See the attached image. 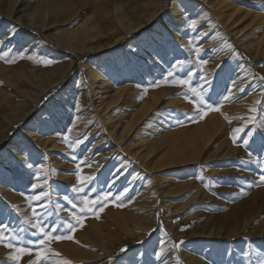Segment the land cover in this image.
Listing matches in <instances>:
<instances>
[{
	"label": "rangeland",
	"instance_id": "obj_1",
	"mask_svg": "<svg viewBox=\"0 0 264 264\" xmlns=\"http://www.w3.org/2000/svg\"><path fill=\"white\" fill-rule=\"evenodd\" d=\"M139 1L143 20L153 14L162 15L167 23L162 31L173 28L170 16L162 10L169 0ZM233 1L240 7L237 12L240 17L246 10L262 14L260 21H264V0ZM99 2L102 0H0V35L15 32L7 47L26 52L22 59L17 58L14 62L0 60V182L13 192L11 198L0 195V208L5 209L0 220L11 227H27L21 221L31 219V202L21 195L28 194L31 174L21 178L12 152L6 149V145L11 144L12 150L17 152L24 142L19 130L28 123L39 139L57 146V151L51 154L56 158L54 161H50L51 157L45 163L39 154L34 156L37 163H44L42 175L49 178L52 186L53 209L64 203V195H74L71 190L76 184L77 164L83 161L87 149L101 138L103 141L94 151L106 154L102 166L107 173L101 175L102 170L86 163L79 170L81 178L95 175V187L99 189L102 182L110 181L111 168L116 167L122 168V174L113 192L131 181L127 183L131 189L130 199H126L123 206H115L110 201L103 211H99L98 206L91 212L86 210L80 216L81 224L70 233L73 239L61 240L75 248V260L68 261L55 255L58 252L54 244L60 241L52 239L43 246H29L32 252L30 256H23L24 261L27 264L29 259L35 260V253L39 251L43 259L37 264H56L58 261L60 264L64 261L68 264H130L134 256L147 250L149 255L144 257L145 264H162L151 252L153 248L159 250L163 241L164 259L168 264H190L181 250L186 244L189 252L204 259L203 263L258 264V258L264 256V184L259 183V176L264 174V148H261L264 127L259 128L254 143L248 147L239 137L255 130V126L264 121V79H260L264 77V54L253 55L252 50L238 42L236 35L225 33L216 16L204 7L206 5L201 3L199 8H194L199 3L197 0H182L178 1L176 12L179 14L187 8L185 15L197 21L196 33L185 30L184 44L188 45L189 37L207 33L199 42L202 59L207 63H197L195 52L188 51L195 43L186 48L179 44L177 38L183 32L179 29L170 40L169 46L174 51L166 60L146 64L148 58L143 52L131 54L139 40L129 39L117 27L109 15V1L103 6ZM35 3L43 10L37 9L33 13ZM243 18L244 15L234 25L248 20V16ZM158 21V17H153L145 29ZM209 21L214 24L208 32H203ZM249 28L254 30L252 26ZM173 58L191 61L188 69L199 70L207 80L217 82V91L229 97L221 100L218 111L198 112L188 88L180 86L174 79H165L170 70L168 61ZM43 60L53 63L45 65ZM216 64H223V68L218 69ZM90 68L102 76L94 91L99 92L101 85L102 95H93L88 75ZM49 70L67 79L50 86L34 101L32 108L7 125L6 118L17 114L26 99L35 93L37 77ZM202 83L198 77H193V86ZM17 88H22L25 93L18 94ZM49 89L52 91L47 94ZM109 95L113 99L111 105L95 111L97 100ZM76 99L80 102L79 110L74 107ZM91 99L94 102L89 105ZM53 106L61 113L60 123L54 130L45 129L41 134L38 130L40 119ZM252 109L254 111H250ZM110 126L111 134L119 135L122 131L120 140L114 141L109 135L107 127ZM67 127L72 128L69 138L73 141L83 139V143L75 152L70 150L63 157L68 144L57 132H63ZM236 128L243 130L236 134L238 138L234 143L231 137ZM234 146L251 156L249 153L235 154ZM139 154H143L144 161L138 158ZM174 155H180L182 159L172 160ZM73 156L80 159L73 160ZM61 157L63 164L58 165L57 158ZM69 159L74 163L72 171L65 164ZM35 171L37 169H32ZM205 184L209 185L207 189ZM104 187L106 190V185ZM162 189L167 192L164 198L157 194ZM80 203L83 206L82 201ZM13 205L18 211L10 207ZM148 207H152L150 213ZM75 211L79 212V209ZM125 212L128 220L121 226L109 223L114 213L116 216ZM60 216L68 218L69 212L62 211ZM181 228L185 230L181 231ZM30 233L31 229L25 233V238L35 239ZM138 241L147 243L141 246ZM180 241L183 243L179 244ZM111 242L114 249L107 254L105 248ZM121 247L128 249L126 254L120 253ZM1 254L9 256V251L0 246ZM0 263L11 264L10 257Z\"/></svg>",
	"mask_w": 264,
	"mask_h": 264
},
{
	"label": "snow or ice",
	"instance_id": "obj_2",
	"mask_svg": "<svg viewBox=\"0 0 264 264\" xmlns=\"http://www.w3.org/2000/svg\"><path fill=\"white\" fill-rule=\"evenodd\" d=\"M187 8H183V11L179 13V22L173 25V30L178 31L185 24L187 28L192 30L193 33L197 32V21L191 17H187ZM16 33L9 32L7 34L0 35V60H5L6 62H14L15 59H22L26 52L16 51L14 48H8L7 45L11 44ZM207 33L196 34L188 38V47L195 43V47H188V51L195 52L197 57V63L206 64L207 61L202 59L200 48V41L203 40V37ZM171 40V33L165 28L163 32H157L155 34H146L140 37L135 48L131 50L132 55H138L140 52L144 53V56L148 58L145 63L149 61L152 64H156L157 61H165L169 56L170 52L174 50L169 46ZM11 57V59H10ZM31 59V57H29ZM143 59V57H140ZM42 63L45 65H50L53 63L51 60H43ZM170 70L166 73V80H175L180 86H186L188 91L192 94V100L196 104L197 111H218V105L221 103V100H227L229 97L222 96L221 93L217 91L218 84L215 81L207 80L203 75L200 74L199 70L193 71L188 69V64L192 63L186 59L173 58L172 61H168ZM218 69L223 68V64L217 66ZM195 68V64H193ZM198 77L203 81L202 84L193 86L192 80L193 77ZM260 79H264L261 77ZM155 83V82H154ZM235 84V81H233ZM156 86H159L158 83ZM187 92L185 95L187 96ZM74 107L79 110L80 102L79 99H76ZM254 111V109L250 110ZM200 118L203 119V115H200ZM192 119H195L192 117ZM61 113L56 106H53L41 119L38 125V130L41 134L45 129H55V126L60 123ZM264 127V121H260L258 125L255 126V130H249L245 133L244 136L239 137L243 140L245 147H248L251 143H254V138L256 133L259 131V128ZM243 129L236 128L233 129L232 140L235 143L237 141V133L241 132ZM72 132L71 127H67L63 132H57L58 136L64 137V141L69 145L73 152L76 148L83 143V139H75L74 141L69 138V133ZM86 139V137H85ZM264 148V145L261 146ZM17 154L20 159L12 157L15 161V165L18 169V175L22 178L24 175L31 174V180L29 181L28 187L29 191L26 195L21 193L22 196H25V199L30 201L31 207V219H25L21 221L22 225H27V227H11L9 224L4 223L0 220V246L9 251V257L11 264H22L24 255H31L32 247L43 246L46 241L49 240H72L73 236L70 233L76 231L77 225L81 224L80 216L87 210L89 212L93 211L97 206L99 211H103L104 207L111 201L115 206H123V202L126 199H130L128 193L131 189L127 186L128 181L122 188L116 189L115 192L112 189L115 187L117 180L122 174V168H117L113 174V179L111 181L102 182V186L98 189L95 187V182L97 177L95 175L88 176L86 179H82L80 176L81 165L86 164L87 161H81L77 164V171L74 173L76 176V184L72 187V192L74 195H64L63 204L56 205L53 209V201L51 199L52 186L49 183V178L45 175H42L44 171L43 163H37L34 159L35 146L30 140L25 138L22 145L17 149ZM251 156V153H249ZM79 157L73 156V160H79ZM37 169V171L32 172V169ZM202 179V177H201ZM259 183L264 184V174L259 176ZM104 185H106V190ZM207 189L208 184L204 185ZM94 197V199H93ZM80 201H82L83 206ZM13 210L18 211L16 206H10ZM79 209V212L75 210ZM5 209L0 208V216L3 215ZM62 211L69 212V217L64 218L60 216ZM54 218V219H50ZM75 220V223L73 222ZM82 226V225H81ZM31 229V236L35 239H26L25 233L29 232ZM185 229L181 228V231ZM60 233V234H57ZM150 235V233H149ZM138 243L143 246L147 241H138ZM163 241L160 242L159 250L153 248L151 255L155 257V260L161 261L162 264H168V261L164 259L165 250L163 248ZM183 242L180 241L179 244ZM32 246V247H29ZM179 245H174L177 247ZM120 253L126 254L128 249L126 247L120 248ZM36 259H29L27 264H37L38 261L42 260L43 257L41 253L37 251L35 253ZM59 255V253H55ZM149 253L145 250L144 253L140 254L138 257L134 256L130 261V264H145L144 257L148 256ZM245 256L248 255L247 252L244 253ZM111 260V258H110ZM60 264V262H56ZM63 264H68L67 261H64ZM258 264H264V256L258 258Z\"/></svg>",
	"mask_w": 264,
	"mask_h": 264
},
{
	"label": "bare ground",
	"instance_id": "obj_3",
	"mask_svg": "<svg viewBox=\"0 0 264 264\" xmlns=\"http://www.w3.org/2000/svg\"><path fill=\"white\" fill-rule=\"evenodd\" d=\"M88 1V0H87ZM91 1V0H89ZM92 1H97V0H92ZM101 1V0H100ZM109 1V15L115 20V23L117 25V27L121 28V30H123L125 32V34L127 35V37L129 39H135L139 40L141 36L146 35V34H155L157 32H163L162 30L164 29V27H166L167 23L165 21L164 16H158L157 14H153L150 15L146 20L142 19V14L140 13L139 10V4L138 1L139 0H102V2H99L102 6L106 5V3L108 4ZM143 0H140L139 2H142ZM145 1V0H144ZM178 1H182V0H169V4L167 7H164L162 10L164 11V13H166L168 16H170L171 22L172 24H177L179 22V14L178 12H176L177 7L178 6ZM199 3H197L195 5L194 8H199V4H201L204 7H207L208 10L210 11V13H212V15L214 14L216 16V19L218 20L217 22L220 23V25L222 26V28L224 29L223 31L225 33H231L236 35V37L238 38V42L246 49H250L253 51V55H258L264 54V21H260L262 19V14H258V12L256 14H254V12H250V11H244V14H242V16L244 15L247 17L248 16V20H245L243 22H241L239 24V26H235L234 22L236 21H240L241 17L239 15H237V12L239 11L240 7L237 6L236 3H234L233 0H197ZM131 2V4L129 3ZM160 2V0H159ZM185 2V1H184ZM127 3V4H126ZM158 3V2H157ZM186 3V2H185ZM92 4V3H91ZM95 4V3H93ZM92 4V5H93ZM39 3H35L34 6V11L33 13L36 12L37 9H42L39 6ZM53 5V4H52ZM87 5V4H86ZM98 6V4H97ZM52 7V6H51ZM85 7V6H83ZM93 7V6H92ZM100 7V6H99ZM14 8H16V6L14 5ZM53 8V7H52ZM54 9V8H53ZM89 9V8H88ZM92 9V8H91ZM153 9V8H152ZM12 10V9H11ZM155 10V9H153ZM157 10V9H156ZM194 10V9H193ZM14 11V10H13ZM144 11V10H143ZM152 12V10H149ZM154 12V11H153ZM156 13V12H155ZM152 14V13H151ZM107 15V14H106ZM107 17V16H106ZM153 17H158L159 21L158 23L152 25L151 27L145 29V27L151 22ZM202 17V16H201ZM259 17V18H257ZM243 18V19H244ZM112 19V21H113ZM259 19V20H257ZM258 21V22H255ZM147 21V22H145ZM242 21V20H241ZM212 23L214 24V22L209 21L206 25V29L203 30V32H208V30H210V27L212 26ZM172 25V26H173ZM115 26V25H114ZM215 26V25H214ZM249 26L254 27V30H250ZM116 28V27H115ZM118 29V28H117ZM120 30V29H119ZM181 30L183 31L182 34H180V36H178L177 40H179V44L181 46H185V34L184 32H187L185 30H188L187 28V24H185ZM250 30V31H249ZM168 31L171 33V38L176 36L175 35V31L173 30V28L168 27ZM248 31V32H247ZM177 34V33H176ZM209 35V34H208ZM38 38L36 37L35 40H37ZM209 40H211V38H209ZM37 42V41H36ZM173 42V41H172ZM261 43V48L259 47ZM40 46V45H39ZM184 48V47H183ZM186 48V47H185ZM224 56V55H223ZM221 58V56H219ZM219 58V60H220ZM223 59V58H221ZM219 62V61H218ZM216 63V62H215ZM215 63L213 65H215ZM217 65V64H216ZM221 65V64H220ZM218 66V65H217ZM217 68V67H215ZM46 73V72H45ZM44 72L41 73L38 77H37V83H34V89H35V93L31 96L28 97L26 100V102H24L22 108L16 112L17 114L11 115L8 118H6L7 120V125L8 123H12L14 122L19 115L22 113H25L28 109L32 108V106L34 105V101L36 99H38V97L44 93L50 86H53L57 83H61L64 82L67 77L66 76H61L60 73H57L55 71H48V73L45 74ZM88 75H89V79L91 81V90L93 92L94 96H97V93H100V95L103 94L102 86L99 85L98 87L100 88L99 92L95 91V87H97V82L98 80L102 77L100 74H98V72L92 68H90L88 70ZM241 81V80H240ZM238 82V81H237ZM242 83V82H241ZM232 84V82H231ZM237 85V84H236ZM244 86V84H243ZM98 88V89H99ZM97 89V90H98ZM170 90L172 88H169ZM175 89V88H174ZM172 89V90H174ZM16 92L18 94H22L25 93L22 88H17ZM106 93V92H105ZM99 95V94H98ZM99 98V97H98ZM114 98V97H113ZM96 99V98H94ZM96 101V100H95ZM251 101V100H250ZM94 101H92V99L88 102L89 105H92ZM113 102L112 96H108L106 98H100L97 100L96 104L94 105L95 111L96 109H106L109 107V105H111V103ZM248 102V101H247ZM246 104V103H245ZM107 118V117H106ZM109 118V117H108ZM107 118V120H108ZM105 120V122L107 121ZM110 127H107L108 129V133L109 135L112 137V139L114 141L116 140H120L122 137V131L120 132V134L118 135L116 134H111L109 132ZM107 131V130H106ZM19 134H20V139L21 141H24L25 138H27V140H30L32 142V144L35 146V153L39 154L40 156H42V158H44V160L41 158V160H43V162L48 163L49 162V158L52 157V159H50V161H54L56 158H54V156H51V154L55 151H57V146L56 145H52L50 143V141L48 142L47 140H41L39 139L38 136L35 135V133L30 129V124L28 123L27 125H25L24 128H21L19 130ZM109 136V137H110ZM101 140L103 141V139L101 138ZM101 140H98L96 142H94L92 144V146L87 149V152L83 155V161H87V163L91 164L90 167L96 168V169H100L102 170V172H100L101 175L106 174L107 170L105 171L104 167L102 166L104 161H105V155L103 153H95V147L99 146V144L101 143ZM112 140V141H113ZM63 146V145H62ZM61 146V147H62ZM6 149H10V152H12L13 157H15L17 160L20 159L19 155L17 154V152L14 151V149L12 150V146L11 144H7L6 145ZM72 151V149L68 146H66L64 148V153H63V157L67 155L68 151ZM232 151L235 154H247L249 152H246L242 149H240L237 146H234L232 148ZM73 152V151H72ZM232 152V153H233ZM71 154V153H70ZM69 154V157H70ZM109 154V153H108ZM107 154V155H108ZM111 154V153H110ZM143 154H139L138 158L143 160L142 157ZM110 156V155H109ZM63 157L61 158H57V163L63 164L61 161L63 160ZM72 157V155H71ZM223 158V157H222ZM46 159V160H45ZM182 159V157L180 155H174L172 157V160H178L180 161ZM40 160V161H41ZM42 162V161H41ZM42 162V163H43ZM44 164V163H43ZM69 169V171H72L74 168V163L72 162V159L68 162L65 163ZM48 165V164H47ZM65 165V167H66ZM89 167V168H90ZM50 168V167H48ZM55 168V167H54ZM46 169V167H45ZM117 168L116 167H112L111 168V177H110V181L111 179H113V174L115 172ZM2 166H1V171H2ZM47 170V169H46ZM49 170V169H48ZM58 171V169H56V172ZM58 176V175H57ZM61 176V175H59ZM61 178V177H60ZM66 180V179H65ZM121 179H118L116 182V187L117 185H119L118 182H120ZM63 188V187H62ZM116 190V189H115ZM139 192V191H138ZM55 193V192H54ZM141 193V192H140ZM139 193V194H140ZM143 193V192H142ZM157 194L164 198L167 196V192H165L163 189L159 190L157 192ZM0 195H2L5 198H11L13 195V192L10 191V189L5 188L1 182H0ZM21 198V196H20ZM142 198V197H141ZM137 202V201H136ZM19 203V202H18ZM24 203L26 204V201H24ZM147 205V204H146ZM260 205V204H259ZM27 206V205H26ZM23 207H25L23 205ZM135 207V206H134ZM138 207V206H137ZM263 207V206H262ZM113 209V208H112ZM152 209V207H148L147 208V212L150 213V210ZM23 213L25 211H22ZM117 211H115L116 213ZM146 212V211H145ZM114 215L110 216V220L109 223L113 224V225H119L121 226L123 222H125L126 220H128V215L125 213H119L115 216ZM149 217V214L146 216V218ZM258 217V216H257ZM254 218V217H252ZM257 219V218H256ZM251 224V223H250ZM263 224V223H262ZM252 225V224H251ZM262 226V225H261ZM251 227V226H249ZM259 227V226H258ZM252 228V227H251ZM240 229V228H239ZM249 229V228H248ZM264 229V228H263ZM256 230V229H255ZM243 231V230H242ZM248 231V230H247ZM246 231V232H247ZM260 233V232H259ZM264 235V234H263ZM52 242V241H51ZM107 244V243H106ZM54 246H56L57 251L59 254L58 256H63L65 259H68V261H72L73 259L75 260V248L73 246H69L68 244H66L63 241L60 242H56L54 244ZM188 245L186 244L185 246L182 247V254L190 261V264H207V263H203L201 262L204 259H200L198 257H195V255H193L191 252H189L187 250ZM114 249V243H109L107 245V247L105 248V252L107 254L112 253V250ZM218 249V248H217ZM257 250V249H256ZM258 251V250H257ZM260 252V251H259ZM65 254V255H63ZM2 256V257H1ZM1 258L0 261H7L8 260V254L3 255L1 254ZM51 257H55V256H51ZM50 257V258H51ZM55 259V258H52ZM72 259V260H71ZM232 262V261H231ZM1 264V263H0ZM22 264H26V261H24V257L22 260ZM210 264V262H209Z\"/></svg>",
	"mask_w": 264,
	"mask_h": 264
},
{
	"label": "trees",
	"instance_id": "obj_4",
	"mask_svg": "<svg viewBox=\"0 0 264 264\" xmlns=\"http://www.w3.org/2000/svg\"><path fill=\"white\" fill-rule=\"evenodd\" d=\"M51 91H52V89H49L47 94H50V93H51Z\"/></svg>",
	"mask_w": 264,
	"mask_h": 264
}]
</instances>
